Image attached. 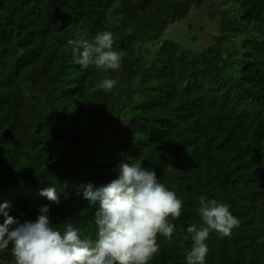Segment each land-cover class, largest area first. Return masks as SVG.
I'll list each match as a JSON object with an SVG mask.
<instances>
[{
  "label": "trees",
  "instance_id": "1",
  "mask_svg": "<svg viewBox=\"0 0 264 264\" xmlns=\"http://www.w3.org/2000/svg\"><path fill=\"white\" fill-rule=\"evenodd\" d=\"M143 1L42 0L30 12L0 0V206L23 222L47 205L61 231L72 224L95 239L99 201L85 199L82 186L109 184L123 163L153 170L145 156L164 155L169 167L154 171L183 210L150 264H187L184 237L202 224L201 195L239 220L230 237L210 231L206 264H264V0H210L219 33L190 26L186 44L168 28L209 0H153L142 12ZM105 31L123 53L121 68L76 64L73 42ZM106 76L114 89L93 91ZM83 101L78 117L61 118ZM96 120L105 129L121 122L119 139L99 145ZM52 187L59 204L40 194ZM5 219L0 213V225ZM0 264H13L8 250Z\"/></svg>",
  "mask_w": 264,
  "mask_h": 264
},
{
  "label": "clouds",
  "instance_id": "2",
  "mask_svg": "<svg viewBox=\"0 0 264 264\" xmlns=\"http://www.w3.org/2000/svg\"><path fill=\"white\" fill-rule=\"evenodd\" d=\"M16 1L30 12H37L42 2ZM73 43L76 45L74 62L84 69L92 65L105 72L121 68L123 53L113 50L111 32L98 33L92 42ZM117 83L116 79L106 76L93 91L111 92ZM82 187L85 199L92 204L99 201L93 217L95 239L72 224L61 231L51 222L47 205L40 207L35 221L21 222L9 215L10 204L4 203L0 206V213L6 217L0 225V251L8 250L13 264H150L160 252L158 237L163 236L171 243L176 230L173 221L180 218L183 201L158 182L154 170L139 163H123L118 169V178L109 184L95 190L91 183ZM40 194L60 203L54 187L43 189ZM198 203L202 224L189 226L184 237L192 242L185 249L187 264H206L209 253L206 240L211 230L230 237L233 229L239 227V220L227 204L203 195Z\"/></svg>",
  "mask_w": 264,
  "mask_h": 264
},
{
  "label": "rangeland",
  "instance_id": "3",
  "mask_svg": "<svg viewBox=\"0 0 264 264\" xmlns=\"http://www.w3.org/2000/svg\"><path fill=\"white\" fill-rule=\"evenodd\" d=\"M207 5L209 6H205L204 8H199V9L197 8L192 9L187 19L181 22H177L175 25L168 28L166 32V36L173 38L183 44H186V37L188 34L187 29L190 26H196V25L197 26L194 29V34H200L202 31V32L211 33L213 35H217L219 33V24H216V22L213 19V16L207 13L210 11V6H211L210 0L207 2ZM198 24H200L201 27ZM204 43L205 41L203 40H199L194 43V46L196 47V52ZM73 106H76V103H73L72 107ZM121 113H123V106L120 108L119 114ZM118 125L122 126V123L116 121L114 123V129H116ZM90 126L92 128L98 127L96 132L93 131L94 135H97L99 131L111 132L110 127L105 129L104 126L99 124L98 120H96L95 122H90Z\"/></svg>",
  "mask_w": 264,
  "mask_h": 264
},
{
  "label": "crops",
  "instance_id": "4",
  "mask_svg": "<svg viewBox=\"0 0 264 264\" xmlns=\"http://www.w3.org/2000/svg\"><path fill=\"white\" fill-rule=\"evenodd\" d=\"M85 98V96H84ZM84 108V101L83 105L73 111H66L61 115L62 119H69L71 118L72 120L78 117V115L82 112ZM119 118V117H118ZM109 127L111 128V132H106V131H99V145L105 147L109 146L113 141L118 140L120 136V125L117 126L116 129H114V125L110 124ZM136 146V143H133Z\"/></svg>",
  "mask_w": 264,
  "mask_h": 264
},
{
  "label": "water",
  "instance_id": "5",
  "mask_svg": "<svg viewBox=\"0 0 264 264\" xmlns=\"http://www.w3.org/2000/svg\"><path fill=\"white\" fill-rule=\"evenodd\" d=\"M153 0H144L139 4L138 9L142 12L146 11V9L150 6ZM143 163L155 170V171H165L169 167L170 162L167 160L166 156L160 155L157 159L153 155H146Z\"/></svg>",
  "mask_w": 264,
  "mask_h": 264
}]
</instances>
